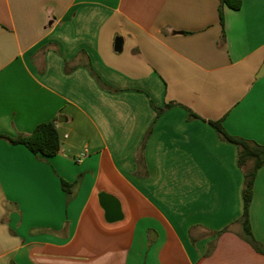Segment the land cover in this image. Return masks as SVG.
Returning <instances> with one entry per match:
<instances>
[{
  "label": "crops",
  "instance_id": "1",
  "mask_svg": "<svg viewBox=\"0 0 264 264\" xmlns=\"http://www.w3.org/2000/svg\"><path fill=\"white\" fill-rule=\"evenodd\" d=\"M220 10L0 0V135L53 121L60 139L46 158L0 138V264H264V166L250 206L260 253L240 222L253 163L207 122L264 146V0ZM102 193L121 221H106Z\"/></svg>",
  "mask_w": 264,
  "mask_h": 264
},
{
  "label": "trees",
  "instance_id": "2",
  "mask_svg": "<svg viewBox=\"0 0 264 264\" xmlns=\"http://www.w3.org/2000/svg\"><path fill=\"white\" fill-rule=\"evenodd\" d=\"M224 6L232 10H239L242 6V0H221L220 13L223 12ZM221 19H223L222 16ZM66 68L68 71L70 70V68ZM89 68L91 74L98 80L100 85L104 88H107V86H105L101 82L91 65H89ZM171 106L172 104H168L164 109H156L157 117L162 115V113ZM190 118L199 119V116L190 111ZM207 122L218 132L222 140L234 144L238 147V164L240 167H245L250 161H252L253 163L252 166L245 171V185L243 189L244 212L240 222L243 227V236L245 240L250 243L258 252L262 253V245H260L259 242H257L252 235L250 224V206L252 203L253 189L257 172L261 167L264 166V146L258 145L243 138L230 135L225 130L222 121ZM150 134L151 130L148 132L140 148V151H143L147 138ZM0 138L6 139L11 144L23 145L33 154L41 155L46 158L55 156L60 150V139L55 122L53 121L38 125L30 135H19L14 138L5 135H0ZM141 157L136 159V165L139 167L142 166L143 159ZM62 188L65 190V192H67L68 195H70L72 192L73 185L63 181ZM224 231H227V229H225ZM218 234H220V232Z\"/></svg>",
  "mask_w": 264,
  "mask_h": 264
},
{
  "label": "water",
  "instance_id": "3",
  "mask_svg": "<svg viewBox=\"0 0 264 264\" xmlns=\"http://www.w3.org/2000/svg\"><path fill=\"white\" fill-rule=\"evenodd\" d=\"M122 48H123L122 38H116L115 51L122 52ZM263 75H264V65L260 69L258 73V77H261ZM99 198H100V204L105 211L106 221L109 223H115L121 221L123 218V214L119 201L116 198L107 195L105 193L100 194Z\"/></svg>",
  "mask_w": 264,
  "mask_h": 264
},
{
  "label": "built area",
  "instance_id": "4",
  "mask_svg": "<svg viewBox=\"0 0 264 264\" xmlns=\"http://www.w3.org/2000/svg\"><path fill=\"white\" fill-rule=\"evenodd\" d=\"M86 156H87L86 152L81 153V154L78 156L77 162H81L82 159H84Z\"/></svg>",
  "mask_w": 264,
  "mask_h": 264
}]
</instances>
